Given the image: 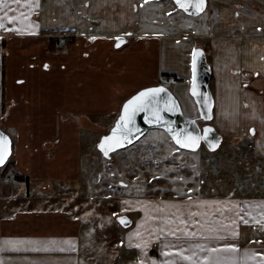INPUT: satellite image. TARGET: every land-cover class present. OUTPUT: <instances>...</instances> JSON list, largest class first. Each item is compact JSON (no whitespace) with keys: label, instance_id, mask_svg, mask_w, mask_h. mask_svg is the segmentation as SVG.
Segmentation results:
<instances>
[{"label":"crops","instance_id":"obj_1","mask_svg":"<svg viewBox=\"0 0 264 264\" xmlns=\"http://www.w3.org/2000/svg\"><path fill=\"white\" fill-rule=\"evenodd\" d=\"M226 1L233 0H222ZM3 2L0 0V35L5 31L25 35L2 37V40L11 39L10 45H16L17 39L24 44L39 30L41 34L35 38L61 36L66 42L78 40L87 45L88 53L78 55L79 65L82 60L87 64L79 66V83L73 92L74 101L89 109L90 118L85 117L81 124L86 130H94L87 125L101 127L99 132L107 126L110 130L123 103L143 88L160 85L162 76L176 79L169 90L182 113L195 119L198 116L189 88L193 52L205 36L148 31L143 21L145 0H14L7 8ZM3 23L6 26H2ZM11 24L14 27L10 28ZM216 27H210L212 31L208 36L212 59L206 55L211 68L209 88L213 87V117L215 111L225 113L223 120L216 119V124L235 127L236 131L243 125L256 126L255 137L245 138L241 133L234 138L236 144L245 142L243 149L250 147L236 157L255 162L258 169H262L264 109L257 108L250 96L247 99L243 96L246 91L240 90L239 72L246 69V75L251 71L258 72L257 77H264V45L238 43L233 32L219 35L214 32L218 30ZM254 30L256 33L260 29L255 27ZM55 31L58 35H52ZM118 39L120 46L113 45ZM100 42L106 45H97ZM2 52L0 50V55ZM29 63L13 62L20 70L4 68L0 72V78L3 77V83L0 79V127L13 129L10 122L17 120L13 113L7 115V104L14 105L12 112L21 111L32 105L34 99L38 101L35 97L40 95L42 102L47 94L44 89L40 91L32 85L37 74ZM151 64L152 72L149 70ZM42 113H45L44 108ZM104 118L106 121L101 122L104 124L95 120ZM28 121L29 126L34 122L35 126L44 123L38 119ZM52 124L55 126V145L50 146L53 156L41 157L40 162L29 154L25 158L21 154V163L24 166L28 159L30 172L19 166L16 157L15 172L17 169L16 175L21 178L13 179L19 184L18 191L8 190L9 193L0 196V264H107L85 253L84 227L88 219L80 213L75 202L79 201L75 197L81 185L85 131L68 122L62 134L60 123L53 121ZM10 137L11 142L18 140L16 133ZM58 154L61 163L53 166L54 155ZM68 157L77 161L67 165ZM38 170L41 176L32 172ZM62 170L69 172L60 178L55 173ZM39 179L45 183L35 184ZM30 182L35 184V189L41 188L49 194L48 200L35 198L36 194H30V199ZM202 183L203 180L195 189L190 187L181 197L143 194L132 200L122 199L123 213L119 217L125 216L129 221L128 226L123 227L117 220L123 229L120 233L122 264H264V204H255L253 211L259 214L249 216L239 198L228 195L221 200L205 198L200 192ZM260 189L264 190V186ZM158 197H165V200Z\"/></svg>","mask_w":264,"mask_h":264},{"label":"rangeland","instance_id":"obj_2","mask_svg":"<svg viewBox=\"0 0 264 264\" xmlns=\"http://www.w3.org/2000/svg\"><path fill=\"white\" fill-rule=\"evenodd\" d=\"M13 2L14 0H4L2 4L7 8V5ZM20 4L24 6L25 3ZM144 9L146 13L143 21L147 23L148 31L205 36L201 38L196 47L202 49L205 47L209 59H212V45L211 38L209 39L208 36L212 31L210 28L212 25L217 26L218 30L214 32L220 33L219 35L233 32L234 40L238 43L256 42L258 45H264V1L207 0L205 11L196 17H188L181 13L171 0H145ZM4 25L6 26L5 23L2 26ZM12 26L14 27L11 24L10 28ZM255 27L260 29L256 33H254ZM5 32H1L0 35L2 44L0 50L3 51V56L0 55V72L4 68L10 71L20 70L13 62L16 64L29 61V67H34L37 74V79L33 81L32 85L40 91L41 89L47 91L42 102L39 101V95V97H35L38 98V101L34 102V99L33 104L24 110L12 112L14 105H6L7 115L13 113L17 120L10 122L9 126L13 129L4 126H1L0 129L2 128L1 130L9 137L15 133L18 134L17 141L12 139L9 162L13 163L17 157L19 166H22L26 172H30L28 159L24 161L23 166L21 154L24 158L29 154L40 162H42L41 157H52L53 150L50 146L55 145L53 121L57 124L60 123L62 134H64L63 129L68 122L79 125L80 129L83 128L85 132L82 138L81 185L78 195L75 197L79 201L75 202L79 205L80 213L88 219L84 227L86 240L83 239V243L85 242L83 246L88 257L93 260L95 258L99 263L122 264L120 233L123 229L117 223V218L123 213L121 212V202L124 198L132 200L143 194L181 197L183 194L185 196L190 187L195 189L203 180L200 192L205 198L221 200L227 195L239 198V200H243L239 202L245 211L248 210L249 216L259 214V212L254 213L252 207L255 204L257 206L264 204V190L260 189L261 186H264V168L258 169L255 162L244 161V157L237 159L236 156L240 151L250 150V147L247 146L243 149L245 142L242 140L239 142L240 144H236L234 139L238 138L241 133H244L245 138L249 137L250 129H257L256 126L243 125L246 129L240 126L237 131L235 127L218 126L216 119L221 117L223 120L225 113L215 111L213 119L208 124L212 125L223 139L215 151H209L203 144L195 152L180 149L174 145L165 132L151 129L132 145L118 149L110 153L108 157H104L97 149V145L102 135L108 133L109 127L107 126L99 132L97 130L101 127L98 129L95 126L93 128L87 125L90 129H94L92 130L94 132L86 130L81 124L85 117H89V109L83 104L76 103L73 99V92L79 83V66L85 67L87 64L82 60L79 65L78 55L88 53L87 45H83V41L79 42L78 40L66 42L61 36L54 41L49 38L51 35L35 38L37 37L35 35L41 34L40 30L35 34L29 33L32 34L31 39L25 40L24 44L17 39L16 45H10L11 39L2 40V37L16 35L19 38L25 35H19L17 31L13 35ZM55 33L56 31L52 35ZM113 43V45H120L119 39ZM22 44L26 46H22ZM51 45L53 48H50ZM97 45L106 44L100 42ZM151 66L152 64L149 67L150 72L153 71ZM245 72L246 69L239 72L240 90L246 91L243 96L246 99L247 96H250L257 108L264 109V77H257L251 71L246 75ZM163 78L162 76L161 82ZM0 79L3 83L2 76ZM161 82H159L160 85H166ZM211 88L213 89L210 85V90ZM43 108L44 114L42 113ZM196 118L200 125L204 124L199 114ZM28 119L43 120L44 123L41 124L42 126H35L34 122L33 126H29ZM95 120L100 124H104L101 122L106 121L105 118ZM241 127L244 130H240ZM246 143L249 142L246 141ZM54 156H56V160L52 162L53 166L61 163V156L59 154ZM72 161L76 162L77 160L68 157L67 165L70 163L72 165ZM152 162L154 168L151 166ZM247 169L248 172H246ZM39 171L32 172H37V175L41 176ZM16 172H18L17 169ZM16 172L13 170L11 175L2 178L0 170V196L8 190L17 193L19 184L13 179L17 176ZM68 172V170H62L55 174L63 178L67 176ZM40 182L45 183L41 179L34 183L39 184ZM34 183H29V187L32 189H29L28 197L30 198V194L32 196L36 194L35 198L48 200L47 197L50 195L40 187V190L35 189ZM198 190H196V194ZM158 198L162 201L165 200V197Z\"/></svg>","mask_w":264,"mask_h":264},{"label":"water","instance_id":"obj_3","mask_svg":"<svg viewBox=\"0 0 264 264\" xmlns=\"http://www.w3.org/2000/svg\"><path fill=\"white\" fill-rule=\"evenodd\" d=\"M171 1L179 11L190 17H196L202 14L207 5V0H203L202 10L198 11L193 4V6H190L186 11L184 8L177 5L176 0ZM185 2H187V0H185ZM210 76L211 68L207 62L204 50L201 48L195 49L192 56V83L189 88V93L194 99L199 116L204 123H208L213 119L214 99L209 88ZM150 88H162L163 91L153 93L148 98L130 105L129 115L131 119L121 121L120 117L124 115V106L128 101L132 100L133 97H136L145 89ZM193 88L195 91H193ZM141 105L143 106L141 107ZM114 129H116L114 139L104 141L105 137L113 135ZM151 129L162 130L174 145L187 151H195L201 144H204L209 151H215L221 143L220 135L211 125L207 124L202 126L195 118L185 116L172 92L164 85H157L139 90L123 103L114 125L106 135L102 136L97 145V149L104 157H108L110 153L132 145ZM0 137L6 138V140L0 142L1 168L6 164L11 155L12 142L11 138L1 129ZM177 137L184 141V143H177ZM194 140L196 141L195 147L185 146V143L190 144ZM102 141L105 143L104 149L100 147ZM117 141H119L118 144ZM105 150H107V155H105ZM121 218H123V222H121ZM117 220L123 227L129 224L125 216H121Z\"/></svg>","mask_w":264,"mask_h":264},{"label":"snow or ice","instance_id":"obj_4","mask_svg":"<svg viewBox=\"0 0 264 264\" xmlns=\"http://www.w3.org/2000/svg\"><path fill=\"white\" fill-rule=\"evenodd\" d=\"M177 5H179V7L184 8L186 11L188 10V8L190 6H195V8L199 11L202 10L203 8V0H187V2H185V0H176ZM94 39V38H93ZM194 60H195V53H194ZM163 91L162 88H150V89H145L144 91L140 92L136 97H133L132 100L128 101V103L124 106V115H122L120 117L121 121H127L131 119V116L129 115V107L130 105H133L134 103H136L137 101H141L143 99L148 98L151 94L153 93H158ZM193 91H195V89L193 88ZM143 105H141L142 107ZM119 127V124H118ZM115 133H116V129L113 130V135L112 136H107L104 138V141H109V140H113L115 137ZM6 140V138L4 137H0V142ZM104 141L101 142L100 147L102 149L105 148V143ZM119 143V141H117V144ZM177 143H184V141H182L179 137H177ZM186 147H195L196 146V141L194 140L192 143H185ZM105 155H107V150H105ZM121 222H123V218H121ZM229 247H233V246H229Z\"/></svg>","mask_w":264,"mask_h":264},{"label":"trees","instance_id":"obj_5","mask_svg":"<svg viewBox=\"0 0 264 264\" xmlns=\"http://www.w3.org/2000/svg\"><path fill=\"white\" fill-rule=\"evenodd\" d=\"M57 37H50V39L52 40V41H54L55 39H56ZM1 47H2V45H1ZM50 48H53V45H51L50 46ZM204 49V51H205V53H206V55L208 54V52H207V49L206 48H203ZM1 56H3V53H2V55ZM255 74V76L256 75H258L259 73L258 72H255L254 73ZM10 159V158H9ZM9 159H8V161L6 162V164L3 166V167H1L0 168V170H1V176H2V178H6V177H8L9 175H11V173L13 172V170H15V163H14V161H13V163L12 162H9ZM20 176H15L14 178L15 179H17V178H19ZM21 178V177H20Z\"/></svg>","mask_w":264,"mask_h":264},{"label":"built area","instance_id":"obj_6","mask_svg":"<svg viewBox=\"0 0 264 264\" xmlns=\"http://www.w3.org/2000/svg\"><path fill=\"white\" fill-rule=\"evenodd\" d=\"M163 82H166V83H168L169 85H172V84L175 82V79H174L173 77H169V78L164 77V78H163Z\"/></svg>","mask_w":264,"mask_h":264},{"label":"flooded vegetation","instance_id":"obj_7","mask_svg":"<svg viewBox=\"0 0 264 264\" xmlns=\"http://www.w3.org/2000/svg\"><path fill=\"white\" fill-rule=\"evenodd\" d=\"M249 134H250V136L255 137V136H256V129H255V128H252V129L249 131Z\"/></svg>","mask_w":264,"mask_h":264}]
</instances>
